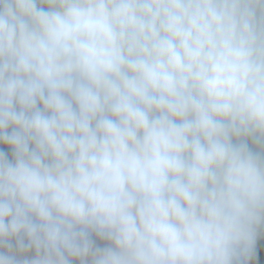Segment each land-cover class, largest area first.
Listing matches in <instances>:
<instances>
[{
  "label": "clouds",
  "instance_id": "obj_1",
  "mask_svg": "<svg viewBox=\"0 0 264 264\" xmlns=\"http://www.w3.org/2000/svg\"><path fill=\"white\" fill-rule=\"evenodd\" d=\"M249 140L264 0H0V264H251Z\"/></svg>",
  "mask_w": 264,
  "mask_h": 264
},
{
  "label": "trees",
  "instance_id": "obj_2",
  "mask_svg": "<svg viewBox=\"0 0 264 264\" xmlns=\"http://www.w3.org/2000/svg\"><path fill=\"white\" fill-rule=\"evenodd\" d=\"M40 6V5H38ZM248 146L251 151L257 154L264 155V151L260 148L259 145L252 142L251 140L248 141ZM0 150H6L9 152V159L14 160V156L12 155V152L10 149H6L3 144H0ZM90 238L93 241V244L95 247L104 248L111 246L110 243L107 240H104L97 236L95 233L90 234ZM24 242L27 243V238L24 237ZM10 243L13 245V251L16 254L17 259L23 260V259H31L35 257V251L34 249L25 253H20L18 250V242L15 238L10 240ZM0 251L8 253V249L6 247H0ZM71 264H80V261L74 258H70ZM90 264V262H89ZM251 264H264V231L261 232V234L258 236L257 239V247H256V256L254 260L251 262Z\"/></svg>",
  "mask_w": 264,
  "mask_h": 264
}]
</instances>
